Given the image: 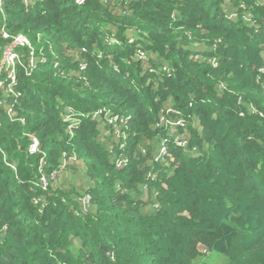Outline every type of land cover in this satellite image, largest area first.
Listing matches in <instances>:
<instances>
[{
  "label": "trees",
  "instance_id": "1",
  "mask_svg": "<svg viewBox=\"0 0 264 264\" xmlns=\"http://www.w3.org/2000/svg\"><path fill=\"white\" fill-rule=\"evenodd\" d=\"M2 1L0 59L3 32L31 48L17 50L12 92L0 74V264H198L210 252L225 264H264V6ZM232 9L252 15L255 26L230 19ZM32 50L46 62L29 72ZM167 103L186 121L195 152L170 144L156 162L154 124ZM67 108L79 120L71 131ZM99 110L129 118L126 148L110 151L91 116ZM30 134L45 175L64 155L75 158L46 189L41 155L28 153ZM125 158L117 169L114 159ZM154 171L165 189L148 177Z\"/></svg>",
  "mask_w": 264,
  "mask_h": 264
},
{
  "label": "built area",
  "instance_id": "2",
  "mask_svg": "<svg viewBox=\"0 0 264 264\" xmlns=\"http://www.w3.org/2000/svg\"><path fill=\"white\" fill-rule=\"evenodd\" d=\"M85 1L86 0H75V3L80 5L83 4ZM103 1L107 2L108 0H103ZM257 1L259 4H264V0H257ZM223 2L231 10L232 0H223ZM2 6H3V1L0 0V16L2 19H4L3 16L4 12ZM240 7H242V5H240ZM244 9L245 8H243L242 10ZM229 18L235 21L242 19L246 23L253 24L252 15L248 13H242L241 15H239L235 12V9H232V12H230L229 14ZM2 38L8 40V42L3 47V51L0 59V74L3 72V74L6 75L5 81L9 82V85H7V92L10 93L12 92L13 86L16 84L15 67L16 64L20 62L17 50L23 49L25 47L31 48V46L29 41L24 36L21 35L11 36L3 32ZM105 42L107 44H112V43H117V40L113 37H106ZM129 43L130 44L134 43V40L129 41ZM135 56L142 61H146L147 56H149V54H144L141 50L138 49L136 51ZM194 61L198 62L199 58L195 56ZM45 62L46 59L44 57H35L34 50H32L29 54V62L25 70H29V72H31L32 70L39 69V65ZM207 63L214 66L215 60L214 59L208 60ZM147 64L148 61L146 65ZM55 66H57V64H55ZM153 69L154 67L152 66L147 67L148 72H152ZM162 71L166 72L167 68L164 66L162 68ZM3 84L4 81L0 79V89L3 88ZM10 115L13 117L14 114L10 112ZM91 116L100 125L102 133L111 139L112 143L109 145L110 151H112V148L114 147L115 144H118L120 149L126 148V140L128 138L127 131H129V125H128L129 118H125L123 116H116V114H111L110 112L103 110H99ZM64 121L68 122L67 124L68 131H71L73 128H75L79 122V120L73 116L71 110H69L68 108L66 109V113L64 115ZM154 129L160 132V137L158 139V147L155 154L156 162L164 161L166 159L168 155V145L170 144L184 152L185 151L195 152V149H190L189 147L190 136L187 130L186 121L182 117L180 111L175 109L170 103H167L158 112L157 121L154 124ZM27 137L29 139L28 153L31 155H36V154L41 155L39 159L40 164L38 166V171L40 172L39 183L43 189H46L47 186H49V184L55 182L65 173V168L67 164L69 162L74 161L75 158L74 157L65 158L64 155V159L61 165L59 166V168L52 171L47 176L44 174V167H45L44 154L40 150L39 141L33 134H30ZM138 149L141 154L145 153V149L143 147L138 146ZM114 160H115L114 161L115 167L117 169H122L128 163V160L126 158L117 159V160L114 159ZM148 177L151 179V181L155 180V177L152 176L151 174H149ZM143 188L144 189L148 188V186L144 185L142 187V190ZM35 202L37 203L38 199H36ZM81 202L84 208L89 206V197L83 196Z\"/></svg>",
  "mask_w": 264,
  "mask_h": 264
},
{
  "label": "rangeland",
  "instance_id": "3",
  "mask_svg": "<svg viewBox=\"0 0 264 264\" xmlns=\"http://www.w3.org/2000/svg\"><path fill=\"white\" fill-rule=\"evenodd\" d=\"M131 40H134V39H132L131 36H130L128 41H131ZM80 66L85 68L84 64H81ZM65 108L66 107H64V109ZM116 116H119V115L116 114ZM151 175L155 177V180H152L153 182H158V183H160V186L162 188H164V189L166 188V185H165L164 181H162L161 178H159V172H157V171L155 172L154 171L153 173H151ZM166 176L169 177V174L167 173ZM71 178H73V177H71ZM85 181H86V178L84 176H82V175L78 176V178L76 180L75 188L78 189L81 192L83 190V188H84ZM155 193H157V191H154L153 194L155 195ZM146 196L148 197V188H145V189L143 188L142 197L145 198ZM204 262L206 264H225L226 263V258L223 257L220 254H216L214 252H210L209 256H203V257L198 258L196 263L200 264V263H204Z\"/></svg>",
  "mask_w": 264,
  "mask_h": 264
},
{
  "label": "clouds",
  "instance_id": "4",
  "mask_svg": "<svg viewBox=\"0 0 264 264\" xmlns=\"http://www.w3.org/2000/svg\"><path fill=\"white\" fill-rule=\"evenodd\" d=\"M260 5H262V6H264V4H260ZM241 15V14H240ZM243 23H246V22H244L242 19H240ZM252 21H253V24H250V23H247L250 27H252V26H255V20H254V17L252 16Z\"/></svg>",
  "mask_w": 264,
  "mask_h": 264
}]
</instances>
